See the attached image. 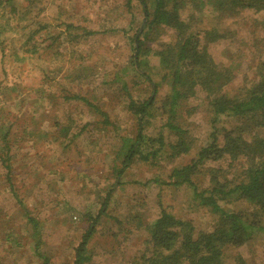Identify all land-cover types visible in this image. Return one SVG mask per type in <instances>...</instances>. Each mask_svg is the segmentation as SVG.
I'll return each mask as SVG.
<instances>
[{"label": "rangeland", "instance_id": "rangeland-1", "mask_svg": "<svg viewBox=\"0 0 264 264\" xmlns=\"http://www.w3.org/2000/svg\"><path fill=\"white\" fill-rule=\"evenodd\" d=\"M203 1V13L186 9L184 17L189 21L193 15L197 32L223 36L204 44L214 63L231 74L224 92L241 99L264 63V15L247 10L218 17L209 11V0ZM125 2L39 0L26 11V28L5 36L0 59V264H43L37 243L51 264H74L108 194L106 213L86 247L87 264H142L143 257L152 255L146 227L162 211L190 222L195 236L212 232L217 224L216 215L194 198L190 186L169 184L173 169L189 164L210 142L213 115L199 88L179 116L190 152L171 158L165 148L150 162L138 153L118 175L140 127L128 108L130 99L142 104L154 95L151 116L142 122L144 135H162L167 144L180 139L166 126L162 102L171 82L163 79L157 55L174 33L152 31L143 75L135 73L132 40L144 31V13L137 2L131 10ZM197 19L202 22L195 28ZM152 83L160 85L156 94ZM75 97L88 99L97 111ZM240 124L224 116L216 127L231 130ZM256 133L264 136V126ZM153 145V150L144 145L143 154L158 149ZM199 168L194 179L199 191L209 185L208 169L221 168L226 179L239 172L226 161H208ZM220 204L229 212H253L250 203L235 197ZM240 260L264 264V232L226 249L223 264Z\"/></svg>", "mask_w": 264, "mask_h": 264}, {"label": "trees", "instance_id": "trees-1", "mask_svg": "<svg viewBox=\"0 0 264 264\" xmlns=\"http://www.w3.org/2000/svg\"><path fill=\"white\" fill-rule=\"evenodd\" d=\"M20 1L0 0L1 60L4 58V50L7 46L5 36L26 28L23 25L27 17L26 11L32 9L39 0ZM125 1L129 10L134 7V2H137L144 13V31L140 36V30L132 40V62L135 73L143 75L142 61L151 52V47L146 45V39L152 31L164 29L174 33V40L163 44L157 55L163 67L161 70L165 73L163 79L171 82L170 93L162 102V108L167 115L166 126L180 139H177L175 143L167 144L162 135L158 139H151L144 135L142 122L146 117L151 116V107L155 102L154 95L142 104L130 99L128 108L139 118L140 127L136 141L125 153L118 175L124 173L135 154L138 153L143 161L150 162L154 161L158 153L165 148H169L171 158L190 152V145L179 125V116L184 103L195 95L196 89L206 92L213 115L209 144L200 148L189 164L173 169L169 184L190 186L193 189L194 198L216 215L217 224L212 232L195 236L190 222L177 219L168 212L162 211L154 224L146 227L150 236L152 255L143 257L142 264H223L227 248L240 247L253 239L254 235L264 232V136L255 134L257 129L264 126V63L250 88L243 93V98L230 97L224 89L232 80L231 74L227 68H220L214 63L204 44V41L218 40L223 36L211 34L209 31H205L204 34L197 32L191 25L193 15L189 17V21L184 17L186 9L203 13L207 6L203 0ZM17 3H19L18 9ZM208 4L209 11H213L218 17L220 14L235 17L247 10L262 12L264 15V0H209ZM16 14L19 15L15 17ZM201 22L202 19H197L195 28L200 27ZM72 26L74 25H70L68 29ZM77 28L79 27L73 29ZM141 37H143L142 40ZM16 56L19 57L18 54ZM151 86L156 94L160 85L152 83ZM125 87L127 83H124ZM75 99L97 111L88 99L83 97H75ZM224 116L236 118L241 124L234 129L221 131L216 124ZM221 132L223 136L222 140H219ZM124 142L127 143L126 140ZM154 143L158 144V149L153 153L143 154L144 145L153 150ZM136 144H140V151L136 149ZM208 161L219 163L226 161L229 167H236L239 172L235 170L237 171L235 175L226 179L227 176L220 175L224 172L221 168L208 169L209 185L206 189L199 191L194 179L200 174L199 167ZM230 197L247 201L252 205L253 212L244 215L226 211L220 203ZM108 203L109 194L102 204L100 213L93 219L94 222L83 236L74 264H87L90 261L86 247L95 231L96 222L102 214L106 213ZM29 220L32 221L31 218ZM39 246L37 243L35 249L43 258V264H51L50 259L42 254ZM237 264L247 263L240 260Z\"/></svg>", "mask_w": 264, "mask_h": 264}]
</instances>
